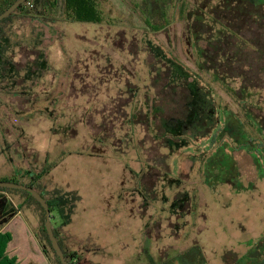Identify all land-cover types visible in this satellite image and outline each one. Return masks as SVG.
<instances>
[{
    "label": "rangeland",
    "instance_id": "374dc122",
    "mask_svg": "<svg viewBox=\"0 0 264 264\" xmlns=\"http://www.w3.org/2000/svg\"><path fill=\"white\" fill-rule=\"evenodd\" d=\"M152 1L99 0L104 16L99 25L68 22L61 10L47 17V21L24 18L10 24L8 57L18 75H11L12 80L0 77V178L15 177L27 184L25 171L35 175L48 168L50 181L42 179L40 189L52 205L51 227L56 229L65 249L78 254L79 264H201L200 252L206 264H229L223 261L224 253L228 257L233 253L236 257L250 254L247 258H254L255 251L248 247L249 243L264 239V179L257 177L251 153L227 148L225 155L235 160L238 170L232 183L239 187L234 189L231 183H222L227 176L218 172L223 158L215 160L211 153L223 141L230 145L225 139L215 143L224 124L223 109L232 112L237 125H245L246 117L252 124L245 129L246 136L264 141V60L258 61V55L249 46L237 47L230 70L223 71L228 67L221 65V74L226 73L227 77H215L208 70L209 60L198 56L193 41L189 53L184 20L187 9L192 15L198 10L195 16H202L200 10L207 14L201 19L205 24L197 25V32L204 38L197 49L206 50L214 61L218 54L208 48L212 36L206 25L215 26L214 7L222 6L220 0H181L180 4L172 0L170 6L169 0H161L164 9L176 8L170 28L154 34L157 41L141 15L153 9L151 19L159 27L160 12L156 0L154 7ZM217 15L224 19L219 12ZM163 22L168 25L171 21ZM240 23L237 27L241 29ZM191 24H195L193 18ZM240 29V40L253 43L258 39ZM144 33H149L147 37L154 44L166 46L164 52L160 47L156 49L155 55L170 70L167 84L175 89L162 94L163 105L158 93H154L156 102L148 105L162 106L164 118H180L183 114L182 119L165 125L171 139L177 136L180 142L168 156L167 148L161 146L158 152L151 138L135 127L133 133L140 139L137 149H127L122 156H116L112 148L117 141H107L112 126L100 121V115L109 110L120 91L114 85V77L122 80L129 76L132 83L142 88L148 71L143 63L152 62V55L143 52L142 42L147 40ZM170 39L176 42L175 59L169 49L173 44ZM229 39V43H235L234 38ZM259 47L263 50L264 43ZM100 57H108L118 65L111 67L109 74L102 73L106 62H96ZM40 59L45 60L42 66L47 71L41 78L38 73H29L40 67ZM124 62L125 69L119 68ZM121 70L125 72L117 76ZM127 71L134 74L130 76ZM234 72H240L241 77ZM184 89L189 92L188 98ZM24 91L31 95L22 94ZM136 98L143 103L141 93L134 101ZM208 108L214 111L217 125L209 134L196 139L198 125L205 118L203 114L208 116ZM146 109L147 106L142 108L139 121L153 135L143 115ZM159 116L155 115L153 120L154 133L160 130ZM113 127L119 128L120 121ZM124 133L115 132L122 138ZM100 139L104 142L97 141ZM167 144L171 146L168 141ZM101 153V158L88 156ZM160 156L165 158V167L157 166ZM207 162L215 167L210 178L206 176L211 171ZM260 171L264 174V167ZM55 189L76 194L78 201L72 212H68L69 206L59 208ZM180 197V203L185 205L174 211V203ZM20 198L18 194L10 195L17 207ZM30 207L32 214L23 209L2 229L11 237L6 255L16 258L17 264H53L42 252L38 212L34 205ZM194 244L199 249H189Z\"/></svg>",
    "mask_w": 264,
    "mask_h": 264
},
{
    "label": "trees",
    "instance_id": "16d2710c",
    "mask_svg": "<svg viewBox=\"0 0 264 264\" xmlns=\"http://www.w3.org/2000/svg\"><path fill=\"white\" fill-rule=\"evenodd\" d=\"M17 0H0V14H2L4 11H6L13 3H15ZM165 1V0H164ZM172 3V0H169ZM168 1V6H170V2ZM176 1V0H175ZM178 3L180 4L181 0H177ZM159 2V3H158ZM220 3L222 6L219 8L214 7L215 10V16H214V25H219L224 22L225 25L228 27L226 33H224V38H234L236 43L239 44V36L237 35V30L240 28L237 27L239 26V21L241 23L243 22H248L250 21L249 17V9L253 7V10L256 12L257 19L259 21L263 22L264 21V0H220ZM153 7L155 6L154 0L152 1ZM160 6V12H165L167 9H164L165 3H163L161 0H156V5L157 8ZM167 4V3H166ZM40 7L41 11L36 12V9ZM213 9V8H211ZM61 10L62 15L64 16V19L68 22H75V23H90V24H102L104 22V16L102 13V10L99 6V0H27L24 4H22L19 8H17L9 17L6 19L2 20L0 22V77L3 79H13L12 76L17 77V70H15L14 64L12 63L11 60H9V37H8V29L10 27V24H12L13 21L15 20H21L24 18H36V19H42L44 21H47L50 15L56 13ZM147 11V10H146ZM150 11V10H148ZM201 11V10H200ZM145 12V11H144ZM194 17H196V12L198 10L193 11ZM217 12L222 14V17L224 15V19H220L221 17H217ZM199 17V16H197ZM218 18V19H217ZM197 21V20H195ZM205 24V22H200ZM199 23V24H200ZM210 28L209 25H206ZM214 26V27H215ZM7 29L5 30V28ZM241 30V29H240ZM225 43L227 41L225 40ZM228 44V43H227ZM236 44V49L237 47L244 46L241 43L238 45ZM246 44V43H244ZM208 54V52H207ZM206 52H204V57L205 59L209 60V69L212 74H214L215 77L220 78L221 76L227 77L226 73H222L223 66H227L228 68L223 69V71H228L230 70L229 67L231 64H234V57L231 56L230 54H224L223 57L216 58L213 61V58L207 55ZM204 62V61H203ZM230 72V71H229ZM221 74V76H220ZM240 74V75H239ZM234 75L237 77H241L240 72H234ZM242 90H246V88ZM242 92V91H241ZM10 94V93H9ZM246 94V93H245ZM187 94V98H188ZM247 96V95H246ZM251 96V95H250ZM249 98V95L247 96ZM186 99V98H185ZM207 103V102H206ZM185 111L187 110V105L186 103L184 104ZM207 114L208 116H203L205 117L202 121L205 123L203 125V132L202 136L209 134L217 125V121L214 118L213 115V110L211 108L207 109ZM223 118H224V124L222 127H220L216 138H215V143L216 145L221 142V140L225 139L229 141V144H226L225 141L218 145L214 149V152L211 153L213 154L212 157L213 159L217 160L220 158H223L221 160V164L219 165L218 172H223L227 176V180H223L222 183H231L233 188H238V184L232 183L234 178L237 179L238 177V170L236 166L235 160L231 157H227L226 154V149L229 148L233 151H243L247 153H251L254 157V167L255 171L257 174V177L260 179H264V174L260 171L262 167H264V141L258 142L254 140L250 135H247L245 132V129H247L248 126H252V124L248 121L247 118L245 117V125L244 123H239L237 125L233 121V117L228 109H223ZM242 112H247L246 107H243ZM248 118H252L251 114H247ZM183 118V114L180 117V119ZM199 127L198 126V131L197 134H199ZM259 133L262 131V129L258 130ZM177 137V136H176ZM163 140V139H162ZM262 140V136H261ZM167 141L171 143V146L167 144ZM180 140L174 141L169 137V140H164L158 142L159 146H164L169 149H173L175 144H179ZM256 142V143H255ZM214 143V144H215ZM183 145H179L178 147H182ZM223 146V147H222ZM231 146V147H230ZM211 156V155H210ZM217 157V158H216ZM227 157V158H226ZM210 161V160H209ZM263 166H262V163ZM210 163V162H207ZM216 163V162H215ZM210 169L211 171L208 172L206 175L207 178H210L212 174L215 172V167L213 163H210ZM31 173L29 171H25V175L29 179L27 184H21L15 177H10V178H0V181L2 182H11V183H18L21 185H25L27 187H31L34 191H36L49 205V210H50V217L52 220V205L46 198V196L43 194V192L40 189V183L42 179L48 174V168H46L43 173L41 174H35V175H30ZM204 176V173H202V177ZM205 177V176H204ZM230 184V185H231ZM234 188V189H235ZM241 188V187H240ZM55 197L56 200L59 201V208L62 209H67L69 210L68 212H72L75 203L78 201V197L76 196L75 193L72 192H65V191H59L58 189H55ZM12 194H18L21 195V197L24 199V203L16 207L12 201L10 200V195ZM183 198V196L181 195ZM176 199L174 203V211L175 209L181 208L180 206L185 205V203H180L179 199ZM193 202V201H192ZM30 204L34 205L36 207V211L38 212V217H39V243L42 248V252L45 257L50 258L53 264H60L57 256L55 255L54 251L51 248L50 242L48 240L45 228H44V212L41 206L27 193L18 191V190H10V189H2L0 188V264H17L16 263V258L14 257H8L6 255V247L7 244L11 241V237L7 233H3L2 229L20 212L23 210L25 207L30 206ZM65 207V208H64ZM62 211V210H61ZM68 221V218H67ZM67 224V223H65ZM53 234L66 258V261L68 264H79L81 262L80 257L76 252H68L69 250H66L65 247L63 246L61 239L58 237V234L56 232V229H52ZM251 247V250H254V258H247L250 257L246 256H240L236 257L235 254H230V257L228 253H224L222 258L223 261L229 264H264V239H262L260 242L253 243L250 242L249 246ZM189 249H199L198 244L192 245ZM87 252V251H86ZM191 251L189 250L188 255H191ZM183 255V254H182ZM200 258L201 264H206V260L204 256H201V252L198 254ZM184 256L186 257L187 254L184 252ZM233 256V257H232ZM184 257V259H185ZM179 258V257H177ZM182 260V259H181ZM231 260V261H230ZM183 261V260H182Z\"/></svg>",
    "mask_w": 264,
    "mask_h": 264
},
{
    "label": "flooded vegetation",
    "instance_id": "af4514ba",
    "mask_svg": "<svg viewBox=\"0 0 264 264\" xmlns=\"http://www.w3.org/2000/svg\"><path fill=\"white\" fill-rule=\"evenodd\" d=\"M169 2L171 3V1H169ZM158 6H159V4H158ZM175 8L176 7H173V8L170 7L169 9H167L165 12H162V14H161L160 6H159L158 10L160 12V19H161V23H160L159 27H156L154 20L151 19V17H152L151 15L153 13H155V11L153 9H151L150 11L147 10L143 14H141L143 17V22L147 27V30L150 31L151 35L154 36L152 38H155L154 34H156L158 32L159 33L163 32L162 30L165 27H167V29L170 28L169 26L172 24V22L174 20V13L173 12H174ZM187 13H188L187 17L184 20L185 21V32H184V34L186 37L185 44H186V46L188 45V47L190 48V50H189V53H190L191 46H192L191 42L193 41V47L196 48V53L198 54V56L204 57L203 56L204 52H206V54H207V51L202 49L201 47H199V49H197V47H198L197 45L204 40L203 36L199 35V33L197 32V29H198L197 25L200 26V24H203V23H200L201 19L203 17L206 18L207 14L204 11H200V14H202V16L194 17V20H197V21H195V24L193 25V24H191V18H193V16H192L191 12L188 11V9H187ZM248 14L250 17V21L240 23V27H242L241 30L246 31L247 33L251 34L252 36L255 35V37L257 35L258 39L255 38V40L252 41L253 43H247L246 41H244L242 39L240 40V38H238L239 44L241 43L242 45L249 46L250 49L255 51L256 54L258 55L257 56L258 61H261V59L264 60V49L261 50V48L259 46L261 45V42L264 43V26H262V23L264 21L261 22V21H259V19H257L256 12H255V10H253V7L250 8ZM167 19H170V21H171L168 25H167V23L163 22V21H166ZM164 25H166V26H164ZM226 27H228V26L225 25L224 22H222V24H219V28H216V27L208 28L210 30V36H212V38H210L207 42L208 48H209V50L212 49L211 51H213V53L218 54V56L216 55L218 58L223 57L224 54L228 53L234 57L233 58L234 60H236L235 54L237 53L238 49H236L235 46L238 43H236V41H235V43H229V41H230L229 38H226V41L228 44L225 43L224 33H226V31H225V30H227ZM226 34L228 35V33H226ZM144 35H145V37H147V36H149V33H144ZM217 35H222V36L218 37ZM167 36H169V35H167ZM260 36L262 38H260ZM148 39L149 38L147 37V40ZM155 39L157 41V38H155ZM146 41L142 42V43H144L143 47H142L143 52L146 54V56H149V54L152 55L151 56L152 62L147 63V61H145L143 63V64H145L146 68L148 67V69H147L148 71L146 73V77L144 78V81L142 82L143 83V86H141L142 88L140 89L138 87V85L132 83V81L129 79V76L122 79L123 82L121 79H117L118 77H116V78L114 77L113 78V80L115 81L114 85L118 86L120 91H117V93H116L117 99L114 98L113 102H111L109 110L107 112H103L102 115H100V121L105 122V123L108 122L112 126L111 129H109L111 134H110V137L107 139V141H112L113 138H115V141H117L116 146H114L115 148H112V150H113L112 153L116 156H122V154H124L125 152L128 151L127 149H134V150L137 149L136 145L138 144L140 139H137L136 134L133 133L135 127L140 128L142 133L145 132L144 134L146 137L151 138L152 145L156 146V149L159 152L161 147L159 146L158 142L164 141V140H169V137L171 138L170 134L168 133V131L165 128L166 123L169 121H174V120L180 119V118H170V116L167 118H164L163 117L164 109L162 108V106L153 108L152 107L153 104L148 105L151 101L154 102L156 100L154 95L157 93L159 95H161L162 100H160V103H161V105H163L164 104V98H163L162 94L168 92L169 90L175 91V89H172V87H170V85L167 84V80L170 77V70L168 68H166L165 67L166 65L160 59H158L155 55V53L157 54L156 49H158L160 47L161 51L164 52V49L166 46H164V44L160 46L159 43L156 45L152 42L151 39H149L148 43H146ZM170 41L173 44L171 45V47H169V49L171 50V52H172L171 54L173 55V58L175 59L174 47L176 48V42L174 39H170ZM244 43H246V44H244ZM211 45H215V47H213ZM221 51H222V53H221ZM102 59L104 60V62H106V65L104 66V70L102 73H108L109 74L110 72H112L111 67L118 65L117 62H115V61L113 62L108 57H104V58L100 57V59L98 58V60L96 62H100ZM162 60L164 61V58H162ZM39 62L41 64L40 67L35 69V70L34 69L31 70L29 73H30V75L32 74V76L35 73H38L39 74L38 76L41 78L44 76L43 74L46 73L47 71H46V69H43V66H42L43 63L45 62V60L43 61L42 59H40ZM202 62H203V60H202ZM124 63L121 64L119 66V68L125 69V66H127V65H126V62H124ZM99 64H97V66ZM99 70H101V69H99ZM115 72H117V70ZM123 72H125V70L119 71V74L116 73V75L118 76V75L122 74ZM26 74H27V72H26ZM76 74L78 75L79 73H76ZM127 74L131 76L134 73L127 71ZM99 75H98V78H101V76H99ZM103 77H105V76H103ZM159 79H163L164 82H162V84H160ZM106 81H107V79H106ZM149 81H150V83H149ZM24 82H27V81H24ZM110 82H112V78H111ZM184 90H186V89H184ZM186 92L189 95V92L187 90H186ZM140 93L144 96L143 103H141V104L138 103L137 98H136V101H134V98L138 97ZM22 94L31 95V92L29 93V91H24V93H22ZM149 94L151 95V97L149 96ZM123 95H126V97H122ZM129 95H131V98H128ZM185 97H187V95ZM147 99H148V101H147ZM145 106H147V109H146L147 112L144 111L143 115L146 118L145 120L148 122L146 124V126L152 127L151 131L153 132V135L148 134L147 131L144 130V127H143L144 124L139 121V116L142 115L141 110ZM159 114H160V116H159V118H160V123H159L160 130L156 129L155 133H154L153 129H155L156 125H155V123L153 124V120H154V118H156L155 115H159ZM149 120H150V122H149ZM116 121H120V127L119 128L113 127V126H116ZM204 124L205 123L203 121L200 122V124H199L200 127H199V132H198L199 134H196V136H195L196 139L200 138L202 136V132H203L202 127ZM153 125H154V128H153ZM123 130L125 131V133H124L125 138H122L120 136L118 137L117 134H115L116 131L121 132ZM147 130H149V129L147 128ZM129 132H132V134L130 135ZM138 132H140L139 129H138ZM204 136H206V135H204ZM204 136H202V137H204ZM126 139H128V142H130V145H128V146H127ZM178 139L179 138L175 137L174 141H178ZM97 141L100 143H103L104 139H100ZM124 143L126 144V146H124ZM119 144L121 146L118 147ZM167 149H168V156H170L171 153H173V149H169V148H167ZM88 156L90 158H101L104 155H103V153H101V154H97V155L88 154ZM159 160H160V162L157 163V166H159V167L164 166L165 167L166 166V163L164 161L165 158L162 159V157L160 156ZM125 166H126V164L123 167L125 168ZM151 166L153 167V165H151Z\"/></svg>",
    "mask_w": 264,
    "mask_h": 264
},
{
    "label": "water",
    "instance_id": "95a60500",
    "mask_svg": "<svg viewBox=\"0 0 264 264\" xmlns=\"http://www.w3.org/2000/svg\"><path fill=\"white\" fill-rule=\"evenodd\" d=\"M26 1L27 0H17L15 3H13L6 11L0 14V22L6 19L7 17H9L17 8H19ZM0 188L25 192L29 194L41 206L44 212V228H45L48 240L50 242L51 248L54 251L55 255L57 256L60 264H68L52 231L50 210H49L48 203L31 187H27L25 185L0 181Z\"/></svg>",
    "mask_w": 264,
    "mask_h": 264
},
{
    "label": "crops",
    "instance_id": "0c3cea01",
    "mask_svg": "<svg viewBox=\"0 0 264 264\" xmlns=\"http://www.w3.org/2000/svg\"><path fill=\"white\" fill-rule=\"evenodd\" d=\"M43 179H45L46 181H50V179H48V174L43 178ZM10 197V196H9ZM13 203V202H12ZM18 205H21V204H23L24 203V199L23 198H20V200L18 201ZM15 205V204H14ZM16 206V205H15ZM17 207V206H16ZM24 209H28L29 211H30V213L32 214L34 211H33V208L32 207H30V206H27V207H25ZM21 215V211L20 212H18V214L14 217V218H16V217H18V216H20ZM13 218V219H14ZM12 219V220H13ZM11 220V221H12ZM2 232H3V230H2Z\"/></svg>",
    "mask_w": 264,
    "mask_h": 264
}]
</instances>
